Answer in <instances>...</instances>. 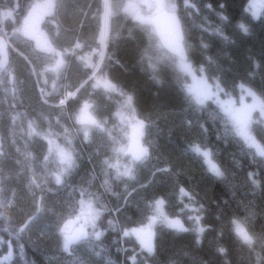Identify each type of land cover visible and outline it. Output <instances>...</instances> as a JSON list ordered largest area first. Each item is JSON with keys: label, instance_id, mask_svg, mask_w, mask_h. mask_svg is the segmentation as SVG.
Returning a JSON list of instances; mask_svg holds the SVG:
<instances>
[{"label": "trees", "instance_id": "16d2710c", "mask_svg": "<svg viewBox=\"0 0 264 264\" xmlns=\"http://www.w3.org/2000/svg\"><path fill=\"white\" fill-rule=\"evenodd\" d=\"M46 1L0 0V33L14 45L0 55V264H264V119L253 115L248 139L216 102L252 94L264 113V7L255 17L250 0H170L179 59L132 16L133 0H52L40 26L48 51L38 49L22 20ZM16 3L14 20L2 19ZM156 5L139 16H163ZM181 60L218 96L198 98ZM96 68L114 89L98 86ZM118 92L144 124L146 149L121 178ZM87 199L103 211L101 235L66 252L61 229L69 239L64 224ZM149 225L151 253L124 235Z\"/></svg>", "mask_w": 264, "mask_h": 264}, {"label": "rangeland", "instance_id": "374dc122", "mask_svg": "<svg viewBox=\"0 0 264 264\" xmlns=\"http://www.w3.org/2000/svg\"><path fill=\"white\" fill-rule=\"evenodd\" d=\"M141 1L140 3L137 4L135 0L132 2V6L130 7V13L132 14L133 17L141 15L139 13L140 7L145 4L147 6H158V9H167L164 12V17H167L170 12H172L173 9V4L171 3L170 0L168 2L166 0H139ZM52 0H47L44 5H39L35 9L31 10L28 12L26 15L27 17L22 20V32H26L27 29L31 33L26 34L29 37H35L38 43L43 42V38L41 37L44 36L43 32L41 31V22L43 18L47 15V13L50 11L52 8ZM264 7V0H250L249 2V9L252 14L255 13V17L259 16V14L262 12V9ZM163 10L161 12H163ZM31 12V13H30ZM169 13V14H168ZM254 16V15H253ZM5 16L2 15V19ZM151 26H155L149 22H145ZM106 29V27H105ZM25 35V34H24ZM106 36V30L103 32V37L105 38ZM160 42L163 43V39L159 37ZM164 41H167L166 36H164ZM163 46H166L175 56L179 59L180 56L176 53L173 48L169 47L168 44L165 42L162 44ZM103 53L102 51L101 54V59L103 58ZM100 59V62H101ZM99 62V63H100ZM180 68L185 71L187 76L190 79V82L192 83V86L195 91L194 94L198 96V98L202 99H210L212 97L213 99L215 96L219 94L217 92L218 89L208 85L206 81L203 80L202 77L196 76L193 71L191 70V67L185 62V60H181L179 62ZM98 68L94 70L92 74V79L95 80L96 83H98V86H107L106 88L108 89H114L113 85L111 83H108L105 77L103 78L101 75H99V72L97 73ZM216 91V92H215ZM215 94V95H214ZM249 96L255 100L256 102L250 101H245L244 97V104L238 106L236 105V102L233 99H230L229 97H219L217 99V103L221 105L225 110V116L227 115L229 122L231 121V124H233L236 129L246 138L250 139V127L251 123L253 122L252 118L253 115L258 112L260 117L264 119V113L262 111V107L260 109L259 103L257 99L252 94H249ZM117 97L122 98V106H121V112H120V117L119 121L122 127V132L125 133L126 135V142L122 144L119 148L118 145V158L115 162V171H116V176L121 178L124 176H128L132 174L135 163L138 161H135L132 156L128 153L129 152V146H130V133L132 131V128L135 126L142 127L144 126L143 122L139 120L136 115L134 114L132 110V103L131 100L126 97L124 98L119 92L117 93ZM85 119L84 122L88 119L87 113H85V116L83 117ZM252 120V121H251ZM87 125V124H86ZM119 130V133H121V128L117 127L116 131ZM255 147V146H254ZM256 148V147H255ZM161 208V207H160ZM81 211V212H80ZM79 213L74 217V220L76 222V226L74 231H77L78 229H85L86 235L92 234L91 232L93 231L94 233H97L100 230V221L102 218L103 211L99 208L96 207V204L90 200H84L82 201V206L80 208ZM148 226H141L139 229L140 231L138 232V235L134 234V237L137 239L139 245L141 246V249L143 248L145 251H148L147 247H145V244L151 243L152 244V236H153V230H148ZM88 231V232H87ZM71 235V234H67ZM89 235V236H90ZM95 236V234H94ZM77 242V241H74ZM149 252V251H148ZM136 256V255H135ZM8 257V256H6ZM135 258V257H134ZM132 258V260H134ZM9 259V257L7 258Z\"/></svg>", "mask_w": 264, "mask_h": 264}, {"label": "water", "instance_id": "95a60500", "mask_svg": "<svg viewBox=\"0 0 264 264\" xmlns=\"http://www.w3.org/2000/svg\"><path fill=\"white\" fill-rule=\"evenodd\" d=\"M136 20L139 22H149L155 26V30L159 37L164 40V36L167 38V42L170 41L171 46L180 56L181 59L185 58L186 50L184 46V37L182 27L179 19L175 14H169L167 17H142L137 16ZM165 42V41H164ZM8 44L6 40L0 37V54L2 56L7 55ZM107 87V86H106ZM142 129L135 126L130 133V146L129 154L135 161H141L145 157L146 149L142 141ZM76 222L74 219H69L64 224V229L67 234H71L69 239L74 242L79 240L84 230L83 228L74 231Z\"/></svg>", "mask_w": 264, "mask_h": 264}, {"label": "snow or ice", "instance_id": "6c2138e0", "mask_svg": "<svg viewBox=\"0 0 264 264\" xmlns=\"http://www.w3.org/2000/svg\"><path fill=\"white\" fill-rule=\"evenodd\" d=\"M223 7H224V5L221 4V8H223ZM253 15L255 16V13ZM261 22L264 23V20H262ZM240 28L245 33L248 32V28L245 27L243 24L240 25ZM192 151L195 152V153H197V154H200L201 153L200 147L199 146H196V145H194L192 147ZM202 155L205 158V163L208 165L209 171H211L212 173H215L217 176H219L220 175V171H219L218 167L214 163H212V161L210 159V155H211L210 152L204 151L202 153ZM162 204H163V201H158L157 202V210L158 211L160 210V207H161ZM167 224L171 228H176V229H180L182 231H185V229L183 228V225L180 223L179 220H168L167 221ZM149 227H151V225H149ZM20 230L21 231H24V228H21ZM139 231H140V229H132L131 232H125L124 235L125 236L132 235V234L138 235V232ZM201 231H203V229H201ZM100 235H101L100 233H97V238H99ZM61 236L63 237V250L67 252L73 242L70 239H68L66 236H64V233H63V230L62 229H61ZM144 246L147 247L149 253H151L153 251V247H152L151 243L145 244ZM11 254H12L11 253V250H9V254H8L9 257H11ZM7 258L8 257H6L5 259H7Z\"/></svg>", "mask_w": 264, "mask_h": 264}, {"label": "bare ground", "instance_id": "6f19581e", "mask_svg": "<svg viewBox=\"0 0 264 264\" xmlns=\"http://www.w3.org/2000/svg\"><path fill=\"white\" fill-rule=\"evenodd\" d=\"M19 9H20V5L17 6V3H16V5L12 9V11L11 12H7L5 14V18L10 19V20L13 21L14 17H15V14L18 13ZM2 32H3L2 34L0 33L1 34L0 37L4 38L6 40V42H7V44H8L7 38H9L10 35H9V32L6 30V28L4 26H2ZM36 44H37V48L38 49L47 50L48 51V48L46 47L47 45L45 43L36 42ZM3 57H5V56H3ZM86 237H87V235H86V232L84 230V233H83L81 238H86Z\"/></svg>", "mask_w": 264, "mask_h": 264}, {"label": "flooded vegetation", "instance_id": "af4514ba", "mask_svg": "<svg viewBox=\"0 0 264 264\" xmlns=\"http://www.w3.org/2000/svg\"><path fill=\"white\" fill-rule=\"evenodd\" d=\"M24 33H25V35L26 34H29L30 32L28 31V29H27V31L25 32L24 31ZM31 34V33H30ZM1 35V34H0ZM27 36V35H26ZM159 36V35H158ZM28 38H30V39H32V40H35L36 42H37V40L35 39V37H29V36H27ZM41 37L43 38V36L41 35ZM167 39V38H166ZM7 40H8V49H7V55H8V53L11 51L10 50V48H12V49H14V45L12 44V40H11V38H10V36H9V38H7ZM43 40H44V38H43ZM167 44H168V46L169 47H171V48H173L172 46H171V44H170V41H165ZM164 42V40H163V43H165ZM174 50V49H173ZM1 55V54H0ZM7 55L5 56V57H7ZM2 56V55H1Z\"/></svg>", "mask_w": 264, "mask_h": 264}, {"label": "clouds", "instance_id": "9594fccd", "mask_svg": "<svg viewBox=\"0 0 264 264\" xmlns=\"http://www.w3.org/2000/svg\"><path fill=\"white\" fill-rule=\"evenodd\" d=\"M250 239V238H249Z\"/></svg>", "mask_w": 264, "mask_h": 264}]
</instances>
